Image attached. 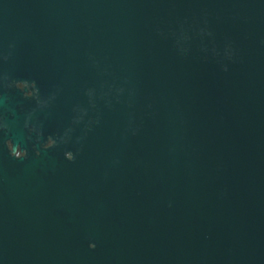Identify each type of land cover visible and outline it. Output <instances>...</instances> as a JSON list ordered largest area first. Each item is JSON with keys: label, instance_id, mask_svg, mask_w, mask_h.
<instances>
[{"label": "water", "instance_id": "obj_1", "mask_svg": "<svg viewBox=\"0 0 264 264\" xmlns=\"http://www.w3.org/2000/svg\"><path fill=\"white\" fill-rule=\"evenodd\" d=\"M0 93V264H264V0H0Z\"/></svg>", "mask_w": 264, "mask_h": 264}, {"label": "flooded vegetation", "instance_id": "obj_2", "mask_svg": "<svg viewBox=\"0 0 264 264\" xmlns=\"http://www.w3.org/2000/svg\"><path fill=\"white\" fill-rule=\"evenodd\" d=\"M31 87L23 84L20 81H16L15 83H12L10 89L8 91H3L7 96H9L10 102H8V108H13V110H16L18 113H21L25 107L24 97H30L32 95ZM0 93V98H1ZM0 110V122L4 119V117L9 116L10 114L4 109ZM28 134L33 137L35 143L32 144V150L35 155L39 154V150L36 149V144H38V138H40L38 135H33V131L31 129H28ZM0 139H3V145L6 149V151L10 154L19 157L23 156L25 154V151H23L20 146H14L12 142L8 139H5V133L2 129H0ZM52 144V138L51 136H45L40 143L41 149H48L49 146Z\"/></svg>", "mask_w": 264, "mask_h": 264}]
</instances>
